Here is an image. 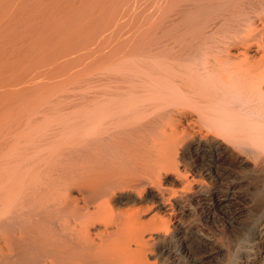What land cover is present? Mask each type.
<instances>
[{
	"label": "bare ground",
	"instance_id": "6f19581e",
	"mask_svg": "<svg viewBox=\"0 0 264 264\" xmlns=\"http://www.w3.org/2000/svg\"><path fill=\"white\" fill-rule=\"evenodd\" d=\"M236 168L264 184V0H0V264H255L264 192L214 225Z\"/></svg>",
	"mask_w": 264,
	"mask_h": 264
},
{
	"label": "rangeland",
	"instance_id": "374dc122",
	"mask_svg": "<svg viewBox=\"0 0 264 264\" xmlns=\"http://www.w3.org/2000/svg\"><path fill=\"white\" fill-rule=\"evenodd\" d=\"M179 168H180L179 171L181 170L180 173L182 174L183 168H181V167H179ZM242 169H244V168L234 169V173H235V179L233 181L234 182V189H235L234 192L236 190L238 192H235L232 195H229V197H231L230 203L232 202L231 203L232 205L229 203L225 212H224V210L223 211H217L218 213L216 212L217 215H216V219H215L216 223H214V225L219 227V229L221 231L226 230V232L230 235V239L237 240V241H239L241 239V237H239V235H241L243 233L242 229L244 227H246L247 224L250 223L253 218H255V216L257 215L256 214L257 210L260 207H262L263 202L260 199L262 198V196H261L262 192H264V184L261 180L262 178L259 175H258L259 177L255 176L254 174L247 171L246 169H244V170H242ZM190 172L192 173V171H190ZM191 173H189V171L187 170L186 173L184 172V174H187V175H185V177L190 179L191 176L194 175L193 173L192 174ZM252 175H254V176H252ZM182 176H183V174H182ZM182 176H180V177H182ZM255 194H257V195H255ZM235 195H236V197H235ZM234 197H235V199H234ZM258 197H259V199H258ZM257 206H259V207L257 208ZM232 208H234V209H232ZM239 210L242 212L241 213L239 212V214H237L236 212H238ZM224 215H226L227 217H232L234 219V223H233L234 227L228 226L227 224H225V225L223 224V223H225L224 221H226L225 218H223ZM188 222L191 223V220ZM221 224H223V225H221ZM206 235H208V238L211 239V241H212L211 247L213 249H218V248L224 249L226 247H227L226 249L231 248V247H229L230 243L228 241H225V239L222 238V236H220V235L218 236L215 233L212 234V232H208V231H207ZM261 253L259 254V257L253 261L254 263L256 262L255 264H263L264 263V256H263L264 252H261ZM218 261H219V258L216 260V262L219 263L220 261L219 262ZM216 262H214L213 264H217ZM260 262H262V263H260Z\"/></svg>",
	"mask_w": 264,
	"mask_h": 264
}]
</instances>
